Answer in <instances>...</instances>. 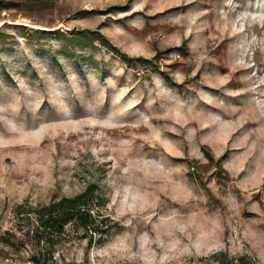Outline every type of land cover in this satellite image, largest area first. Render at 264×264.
Returning a JSON list of instances; mask_svg holds the SVG:
<instances>
[{"label": "rangeland", "instance_id": "rangeland-1", "mask_svg": "<svg viewBox=\"0 0 264 264\" xmlns=\"http://www.w3.org/2000/svg\"><path fill=\"white\" fill-rule=\"evenodd\" d=\"M3 1L0 264L33 251L2 237L17 204L90 183L115 225L88 250L69 229L55 264H264V0ZM74 29L147 61L97 41L69 56Z\"/></svg>", "mask_w": 264, "mask_h": 264}, {"label": "trees", "instance_id": "trees-1", "mask_svg": "<svg viewBox=\"0 0 264 264\" xmlns=\"http://www.w3.org/2000/svg\"><path fill=\"white\" fill-rule=\"evenodd\" d=\"M7 4L0 0V8ZM97 12L96 9H83L79 15L87 16ZM22 29L26 30L24 26ZM57 30H39L27 33L29 39L45 38L54 35ZM9 37L0 31V42L3 43ZM66 45L65 53L73 56L72 48L97 41L108 46L128 65L143 64L147 60L142 57H133L119 50L111 44L109 39L98 29L72 30L69 34H61ZM69 48V49H68ZM92 61V58H86ZM212 159V158H211ZM107 199L99 191L97 183L88 184L84 190L72 195L62 196L47 204L30 206L26 203L17 204L14 209L17 232H8L4 235V241L17 246L30 244L33 251L28 258L29 264H55L57 246L66 238L70 229L79 239H86L87 250L93 243L102 241L107 237L114 223L105 213ZM199 260L204 264H257L256 260L248 254L231 255L227 250H219L208 256H202Z\"/></svg>", "mask_w": 264, "mask_h": 264}]
</instances>
